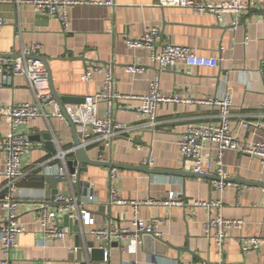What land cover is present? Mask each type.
Instances as JSON below:
<instances>
[{
	"label": "crops",
	"instance_id": "obj_1",
	"mask_svg": "<svg viewBox=\"0 0 264 264\" xmlns=\"http://www.w3.org/2000/svg\"><path fill=\"white\" fill-rule=\"evenodd\" d=\"M89 4L70 6L69 30L47 16L40 15L31 5L0 4V58L17 55L24 47L41 45L42 61L47 65L59 97L83 99L99 93L103 77L96 75L93 81L85 80L88 67L115 63L116 89L123 95H147L155 74L148 62V51L132 49L127 39H140L148 27H158L164 42L189 47L196 54L216 61L214 67L178 65L162 75L161 88L165 95H180L194 101L192 104H164L158 109L157 124L140 127L133 135L115 138L109 147L96 143L85 148L91 160L109 162L126 167H147L145 161L153 159L150 174L134 169H112L83 165L87 172L80 176V189L70 182H56L54 188L60 197L76 196L79 205L89 210L95 219L93 227L78 225L87 240L95 242L97 249L102 243L90 234L91 229L108 225L131 228L133 211L128 206H110V187L128 201L165 199L169 193H179L188 203L210 202L222 199L221 214L226 219L243 220L241 230H231L223 251L213 240L205 237V223L216 215L215 209L197 208L192 214L183 207H141L140 218H157L163 221L161 239L146 237L144 243L131 249V242H112L108 261L90 264H264V245L259 251L244 254L239 239L257 237L264 239V167L257 157L228 151L224 163L231 176V185L220 194L211 181L192 176L190 162L182 156L178 142L187 125L207 126L217 124L218 108L197 104V101L219 99L231 95L233 110L232 132L242 143L264 141V133L242 123H264V0H253L251 9L239 19L225 14L218 21L213 14L197 13L192 9L161 7L159 0H116L117 7L91 5L102 0H65ZM197 2H225L227 0H195ZM133 64L147 66L143 75L126 72ZM0 107L35 102L34 93L24 77H4L0 74ZM83 104V103H82ZM128 104V103H127ZM79 104H64V107ZM126 104L114 106L117 121L141 126L150 118L136 111L124 110ZM107 106L99 104V117H106ZM47 117L28 125H19L16 131L33 143L31 152L22 159L27 176L21 181L17 212L25 232L18 236V247L11 251L8 264H82L78 260V247L84 249V261H89L85 239L59 219L67 231L66 242L48 241L45 246L39 224L40 210L44 205L57 207L47 201L55 190L46 183L42 170L34 171L39 163L52 155L42 139L51 133L58 149L76 158L75 137L66 121L54 116L53 107H45ZM9 132L8 125L0 119V171L6 164L3 141ZM77 132V130H76ZM79 137V133L77 132ZM205 155L215 159V147L205 143ZM237 181H244L242 184ZM6 185L0 176V229L6 210L2 207L3 189ZM242 192H241V191ZM95 195L94 202L89 196ZM49 203V204H48ZM51 203V204H50ZM106 207L107 210H104ZM79 245V246H78ZM0 232V264L4 260Z\"/></svg>",
	"mask_w": 264,
	"mask_h": 264
},
{
	"label": "built area",
	"instance_id": "obj_2",
	"mask_svg": "<svg viewBox=\"0 0 264 264\" xmlns=\"http://www.w3.org/2000/svg\"><path fill=\"white\" fill-rule=\"evenodd\" d=\"M31 5L35 11L59 22L64 31L69 30L70 19L68 8L74 5L89 4L80 1L65 0H0V4ZM91 5H101L106 7H117L116 0H102ZM161 7H178L192 9L201 14L209 13L222 21L225 14H233L240 18L247 13L253 0H227L225 2H197L195 0H159ZM4 24L0 20V26ZM127 45L132 49H145L148 51V62L154 66L155 74L150 82V90L147 95H123L116 89L114 77L115 63L110 62L105 66L88 67L85 73V80L93 81L96 75L103 77V88L95 94L86 96L85 102L79 105L65 107L66 113L75 125L79 133L81 147L87 148L96 143H104L109 147L117 137H126L136 133L140 127H153L157 124L158 109L164 104H192L194 101L186 99L180 95H165L161 88L163 73L174 69L178 65L191 67H214V59L199 56L195 50L164 42L162 32L158 27H148L145 29L140 39H127ZM41 45L33 44L24 47L17 55L9 58H0V74L4 77H24L27 79L31 90L34 93L35 102L31 104H13L8 107H0V119L8 125L9 132L3 141V150L6 154V164L0 176L6 180L3 189L2 207L6 210V217L2 225L1 246L4 255L2 264L9 263V256L12 250L18 247V236L25 232V227L19 222L17 212L18 193L20 183L27 176L24 171L22 159L28 155L33 143L31 140L16 131L19 125H28L39 118L47 117L45 107H53L54 116L65 121L61 110L56 103L49 82V74L45 63L40 58ZM147 66L144 64H133L126 67V72L133 75H143ZM2 87V84H0ZM105 103L107 106L106 117H99V104ZM124 103V110H132L150 118L146 125L138 127L119 122L114 117L115 104ZM128 103V104H127ZM197 104L213 106L218 108L217 124L199 126L187 125L182 139L178 142L180 153L190 162L191 172L199 176H214L216 179L210 180L211 185L220 193H224L231 185V176L224 163L225 155L228 151H238L243 155L257 157L264 167V141L242 143L232 132L231 118L233 116V101L231 95L227 94L219 99H209L207 101H197ZM243 127H253L264 133V123H242ZM205 143L215 147V159H208L205 155ZM69 152L59 151L47 161L39 163L34 167V171L42 170L45 175H55L61 180H66L75 186L76 175H70L67 166ZM153 159L145 161V166L151 168ZM116 177V169H112V179ZM264 184V181H263ZM241 191V190H240ZM242 192V191H241ZM95 195L89 196V201L94 202ZM62 203L56 209L44 205L40 210L39 224L42 229L43 240L41 244L46 245L48 241L57 240L66 242L67 231L60 225L61 216H67L73 221H77L81 226L93 227L95 219L91 212L78 203L76 196L60 197L57 200ZM108 203L110 206H128L133 211L132 227L121 228L108 225L101 229H91L90 234L100 241L105 253V262L109 258V248L113 241H130L132 250L137 253V248L144 243L146 237L161 239L162 220L157 218H140L141 207H183L189 209L194 214L197 208H210L216 210V215L212 216L205 223V237L213 240L216 246L223 251L224 245L230 238L231 230L243 229V220L226 219L221 214L223 206L222 199L210 202L196 201L188 203L181 198L179 193L170 192L165 199H146L142 201H128L120 197L114 187H110ZM241 250L244 254L259 251L264 245V239L257 237H242L239 239ZM91 252V249L88 250ZM133 264H137L135 261Z\"/></svg>",
	"mask_w": 264,
	"mask_h": 264
},
{
	"label": "water",
	"instance_id": "obj_3",
	"mask_svg": "<svg viewBox=\"0 0 264 264\" xmlns=\"http://www.w3.org/2000/svg\"><path fill=\"white\" fill-rule=\"evenodd\" d=\"M16 8L17 4H13ZM46 65V64H45ZM48 74H49V82H50V90L51 93L56 101V103L58 104L61 113L64 116L65 121L70 125V127L73 130L74 133V137H75V148H74V152L76 155V158H70L67 157V166H68V170L70 175H76V184H75V188L77 191H79L80 189V176L82 172H87V169H84L83 165H91V166H99V167H105V168H110V169H134L137 171H143L146 173H150V174H156L157 171H153L150 170L149 167H126V166H122V165H117L114 163H109V162H98V161H94L91 160L87 154V151L85 150V148L81 147V142L79 137L77 136V132H76V127L75 125L72 123L71 119L69 118L68 114L66 113L64 104H82L85 102V99H76L73 97H59V95L56 93V90L54 88L52 79H51V75L49 72V69L46 65ZM263 74H264V69H263ZM43 141L46 144V149L52 154V155H56L59 151H62L61 149H58L55 142H54V138L52 136L51 133L47 132L44 133L42 136ZM47 177H45L46 179V183H48L49 185H51V188L55 191H53L50 195V197H47V201L48 202H52V204H55V206H60L62 203H53L55 202L57 196L59 195V191H57L54 188V183L56 182H68L66 180H61L60 178L56 177L55 175H45ZM192 176L197 177V178H204V179H208V180H214L216 179V177L214 176H199V175H195L192 174ZM240 182L242 184H246L244 183V181H237ZM264 187V186H263ZM49 204V203H48ZM51 204V203H50ZM104 210H107L106 207H103ZM65 223L66 225L70 226L72 229H74V231H76L78 233V239H81L83 237V239H85V249L86 250H90V256H89V261H84L82 256L85 252L84 249H80L78 247V260L82 263V264H90V262H95V261H104L105 262V253L102 249H97L95 242H92L90 240H87L86 236L87 234H82L79 230L78 227V222L77 221H73L71 219H69L67 216H65ZM79 246V245H78Z\"/></svg>",
	"mask_w": 264,
	"mask_h": 264
}]
</instances>
